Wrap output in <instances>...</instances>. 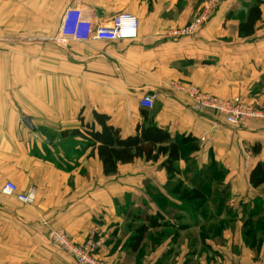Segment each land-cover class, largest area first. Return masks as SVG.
I'll return each mask as SVG.
<instances>
[{
	"label": "crops",
	"instance_id": "0c3cea01",
	"mask_svg": "<svg viewBox=\"0 0 264 264\" xmlns=\"http://www.w3.org/2000/svg\"><path fill=\"white\" fill-rule=\"evenodd\" d=\"M253 2L222 0L193 34L173 36L205 0H0V187L10 180L19 191H36L32 205L0 195V264H75L48 242L52 229L64 230L77 243L97 234L106 264L264 261V236L257 247L246 243L242 230L245 212L264 208V185L249 183L251 169L264 162V124L229 127L213 111L193 109L180 89L196 86L264 107V0L254 33L238 35ZM73 6L99 24L129 12L139 21L137 36L59 41L61 19ZM148 93L156 95L150 115L139 105ZM94 112L108 115L123 137L146 120L172 136L194 138L197 150L191 155L220 170L217 189L210 187L218 199L206 203L216 212L188 217L181 206L187 210L191 204L172 183L192 188L185 178L190 172L181 176L179 170L169 179L159 161L137 158L104 175L95 150L92 154L87 140L72 133L91 124ZM132 208L136 228L147 215L161 223L148 228L136 250L130 246L136 228L126 219ZM10 229L15 235L9 232L4 240Z\"/></svg>",
	"mask_w": 264,
	"mask_h": 264
},
{
	"label": "trees",
	"instance_id": "16d2710c",
	"mask_svg": "<svg viewBox=\"0 0 264 264\" xmlns=\"http://www.w3.org/2000/svg\"><path fill=\"white\" fill-rule=\"evenodd\" d=\"M260 3L261 0H254L248 6L244 18L238 24L240 37H247L254 33L255 25L261 17ZM80 119L82 120L81 117ZM85 126L83 131L75 129L72 133L83 136L87 140L86 145L91 147L92 154L95 150L104 175L116 173L118 164L130 163L134 159L141 158L146 162L156 163L159 161V165L165 169L168 178L171 179L174 173L179 172L178 161L188 160L189 155L197 150L194 138L172 136L167 130L152 121H141L136 125L135 133L126 137L121 135L119 128L109 123V116L104 113L94 112L93 122L87 123ZM259 149L260 147L255 145L252 150L258 152ZM205 169L206 171L203 173L205 179L199 180V185L193 183L192 188L181 189V183H177L175 188L178 197L190 203L194 212L207 217L208 212L205 206H207L208 198L213 196L210 187L212 182L219 183L217 175L220 170H217L216 163L213 161L209 162ZM211 173L215 175L210 176ZM249 183L254 188L264 185V162H257L251 169ZM157 217L147 215L146 223H142L136 228L130 243L132 250L138 248L148 228L160 226L161 223L157 221ZM242 230L246 243L260 246L264 236L263 207L254 208L247 213Z\"/></svg>",
	"mask_w": 264,
	"mask_h": 264
},
{
	"label": "built area",
	"instance_id": "2783aa9c",
	"mask_svg": "<svg viewBox=\"0 0 264 264\" xmlns=\"http://www.w3.org/2000/svg\"><path fill=\"white\" fill-rule=\"evenodd\" d=\"M222 0H205L202 9L185 26L172 30L173 36L193 34L202 26L217 9ZM139 21L129 12H119L109 23L92 22L83 15L77 6L65 10L58 29L59 41H116L121 39H135ZM190 98L191 107L197 111H213L229 127L235 128L247 121H258L264 124V107L257 108L247 104L240 96L221 97L202 91L196 86L180 87ZM154 93L145 94L139 99L142 111L150 115L154 106ZM0 195L14 197L19 202L32 205L36 200V191L30 188L19 191L16 185L7 180L0 187ZM49 242L62 250L75 264H106L99 252L103 244L102 238L89 235L82 243L73 241L62 229H52L48 233ZM257 264H264V261Z\"/></svg>",
	"mask_w": 264,
	"mask_h": 264
},
{
	"label": "rangeland",
	"instance_id": "374dc122",
	"mask_svg": "<svg viewBox=\"0 0 264 264\" xmlns=\"http://www.w3.org/2000/svg\"><path fill=\"white\" fill-rule=\"evenodd\" d=\"M188 160H181V162H178V168H179V170H182V173H180V175L181 176H185V172H187V171H189L190 173L189 174H187V176L185 177L186 179H187V183L189 184V186H191L193 183H196V184H199V180H201V179H205V178H201L200 177V175H202L203 173H205V171H206V169H205V165H201V162H199L197 159H196V157H195V155H189V157L187 158ZM184 170H185V172H184ZM183 174V175H182ZM203 176H204V174H203ZM190 177V178H189ZM176 179V178H175ZM178 182L176 181V182H174V183H172L173 185H175V184H177ZM215 184V185H214ZM212 185H214V186H216V189H217V185H216V183H213L212 182ZM220 185V184H219ZM184 186H186V185H184V184H181V189L182 188H184ZM219 189V188H218ZM216 192H217V190H216ZM218 194V193H217ZM150 197H153V198H155L156 197V194L155 193H152V194H150ZM214 199H218V197H214ZM118 209H120L121 210V205L123 204V202H122V200L120 199L119 201H118ZM129 204H130V202H129ZM187 204V203H186ZM131 205V204H130ZM188 205V204H187ZM206 208L205 209H207V212L209 213V215L211 216L213 213H215L216 212V208L213 206V205H209V207H208V205L207 206H205ZM188 208L189 209H191L189 206H188ZM187 208V210L185 209V207L182 205L181 206V210L182 211H185L186 212V214H187V216L188 217H191V219H195V218H197L198 216H196V212H195V214L193 213V214H189V209ZM227 208L228 207H226V211H227ZM133 209V212H132V216L131 215H129V216H127V221L129 222V223H131V225H132V229H134L133 227H135L136 228V226L138 225V222H133L132 220H131V218L130 217H135L134 215H135V211L137 210V208H132ZM145 210V209H144ZM192 210V209H191ZM148 211V210H147ZM206 212V211H205ZM245 212V211H244ZM182 213H184V212H182ZM181 213V214H182ZM246 214H247V212H245ZM120 214V213H119ZM123 216V218L125 217L124 216V214L122 215ZM181 217H183V215H180ZM185 217V216H184ZM241 219H245V215H243V213H242V216H241ZM16 229H17V232L18 233H21V230H20V228H21V226H19L18 224H17V226L15 227ZM9 232H10V235H12V234H14L15 233V230H14V233H13V231H12V229H10V231H7V232H5L4 233V235H6L5 236V238H4V240H6V237L7 236H9ZM15 235V234H14ZM94 236H97V234H95ZM49 242V241H48ZM50 243V242H49ZM10 246H11V249H12V241H11V243H10ZM3 249L5 248L4 247V245H3V247H2ZM6 248H8V245H7V247ZM23 261H28V258L26 259V258H23ZM20 263H21V261H20Z\"/></svg>",
	"mask_w": 264,
	"mask_h": 264
},
{
	"label": "water",
	"instance_id": "95a60500",
	"mask_svg": "<svg viewBox=\"0 0 264 264\" xmlns=\"http://www.w3.org/2000/svg\"><path fill=\"white\" fill-rule=\"evenodd\" d=\"M24 122H25L28 126H31V125H30L29 118L26 117V118L24 119Z\"/></svg>",
	"mask_w": 264,
	"mask_h": 264
}]
</instances>
